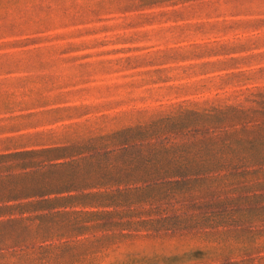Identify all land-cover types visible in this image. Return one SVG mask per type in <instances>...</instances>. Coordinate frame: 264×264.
Here are the masks:
<instances>
[{
    "label": "rangeland",
    "instance_id": "374dc122",
    "mask_svg": "<svg viewBox=\"0 0 264 264\" xmlns=\"http://www.w3.org/2000/svg\"><path fill=\"white\" fill-rule=\"evenodd\" d=\"M0 264H264V0H0Z\"/></svg>",
    "mask_w": 264,
    "mask_h": 264
},
{
    "label": "trees",
    "instance_id": "16d2710c",
    "mask_svg": "<svg viewBox=\"0 0 264 264\" xmlns=\"http://www.w3.org/2000/svg\"><path fill=\"white\" fill-rule=\"evenodd\" d=\"M64 187H62V189H59V191H65V190H67V189H63Z\"/></svg>",
    "mask_w": 264,
    "mask_h": 264
}]
</instances>
